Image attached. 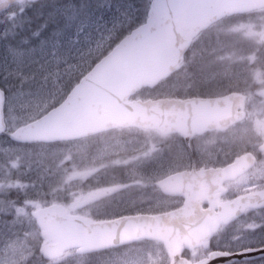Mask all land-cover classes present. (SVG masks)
I'll return each mask as SVG.
<instances>
[{
	"label": "snow or ice",
	"instance_id": "snow-or-ice-1",
	"mask_svg": "<svg viewBox=\"0 0 264 264\" xmlns=\"http://www.w3.org/2000/svg\"><path fill=\"white\" fill-rule=\"evenodd\" d=\"M184 9L198 14L187 26L190 41L220 18L264 13V0H0V264H64L70 251L85 258L105 251L110 264H264V161L245 152L207 167L165 156L174 133L226 127L245 98L192 101L209 119L190 126L179 110L132 98L161 55V34ZM242 27L264 40L253 24ZM84 121L154 132L160 146L149 149L152 167L137 191L150 187L166 198L134 196L125 183L65 198L46 189L44 173L28 178L49 146ZM256 124L264 136V120ZM113 192L122 195L110 210L81 212Z\"/></svg>",
	"mask_w": 264,
	"mask_h": 264
},
{
	"label": "rangeland",
	"instance_id": "rangeland-1",
	"mask_svg": "<svg viewBox=\"0 0 264 264\" xmlns=\"http://www.w3.org/2000/svg\"><path fill=\"white\" fill-rule=\"evenodd\" d=\"M111 2L113 5H126L129 0ZM135 2L139 3L140 0ZM248 24H253L256 32L264 31V13L255 11L232 16L214 24L195 40L197 45L202 41L215 40L212 44L215 51L211 52L214 58L208 60L210 64H205L202 60L199 65L191 59L184 64L181 73L174 76L173 80L164 81L157 88L144 89L136 96L168 95L184 83L192 81L191 78L209 82V87L214 90L222 85L226 90L245 91L249 95L248 106L251 116L232 131L230 139L237 140L244 146L261 144L264 142V136L256 131V122L264 120V112L258 111L264 96L256 94L264 88V81L256 79L255 73L264 75V40L247 35L242 26ZM189 62L193 63L188 65ZM191 65L193 69L190 68ZM209 135L212 136L211 133ZM153 145L160 146L159 137L154 132L139 128L117 129L101 135L96 140L88 138L82 141L56 142L49 146L39 164H33V171L28 178H36L39 173H44L46 189L55 188L57 195L69 198L118 183L110 176H104L109 170L117 169L123 172L121 183L129 185L132 195L164 199L166 197L163 194L153 191L150 187L137 191L139 186L136 181L141 180L142 174L152 167L148 152ZM164 146L165 156L176 157L183 154L190 163V157L184 148L181 145L176 148L173 146V137H169ZM261 157V161H264V153ZM119 195L122 193L113 192L86 202L81 207V212L95 214L110 210L118 203ZM110 261L111 254L105 251L92 253L86 258L75 251H70L64 264H110Z\"/></svg>",
	"mask_w": 264,
	"mask_h": 264
},
{
	"label": "water",
	"instance_id": "water-1",
	"mask_svg": "<svg viewBox=\"0 0 264 264\" xmlns=\"http://www.w3.org/2000/svg\"><path fill=\"white\" fill-rule=\"evenodd\" d=\"M197 15H198L197 12L193 9H184L182 13L177 17V19L173 20L170 26L164 30V32L161 34L160 39L157 42V46L160 50L161 55L153 60L152 64L150 65V70L144 73V75L142 76V79L145 81V83L141 87L143 86L153 87L156 84H158L160 80L168 77L171 73L177 70L180 67V63L184 60L185 53L190 47L193 39L202 30L208 28L211 24L217 21L215 20L212 23L200 27L197 34L189 41L186 39L187 26ZM182 45L183 47H181ZM175 50H179L178 58H176L173 55ZM233 95L243 96L244 98H246L244 94L233 91L228 94L217 97H191L186 99L160 97L156 99L153 98H148V99L138 98V99L142 101L143 104L148 108H151L153 104L158 103L162 111L169 109L179 110L182 113V117L185 123H187L190 126L193 123L194 119L200 120L201 123H204L209 119L208 114L203 112H197L194 110L192 101H197L198 103L201 100L216 101L220 99V102L223 103L222 100L223 97H231ZM244 107H245V102L242 108L237 109V111L241 112L242 115L240 116V118L234 119L233 121L239 120L244 116ZM128 126L141 127L137 124L128 123V122L103 123L96 121H84L79 126L73 128L70 134L63 140L76 139L87 135L95 134L101 131H105L117 127H128ZM210 127H218V126L215 123H208L204 128H210ZM219 127L222 128L225 126H219Z\"/></svg>",
	"mask_w": 264,
	"mask_h": 264
},
{
	"label": "flooded vegetation",
	"instance_id": "flooded-vegetation-1",
	"mask_svg": "<svg viewBox=\"0 0 264 264\" xmlns=\"http://www.w3.org/2000/svg\"><path fill=\"white\" fill-rule=\"evenodd\" d=\"M197 84H200L196 87ZM206 84V85H205ZM203 85H205L203 87ZM209 85V84H208ZM207 83L205 82H193L190 84V92L188 93V86H180L177 91V96H207L209 95L207 89L205 87ZM203 89V91L201 90ZM256 96H261L260 93L256 94ZM249 97V95H248ZM251 116L250 109H247V114L245 118L241 121L235 122L231 124L227 128L223 129H207L202 131L196 137H185L178 133H174L173 137V146L181 145L185 153L190 157V163L195 161L199 166H207V167H221L223 166L224 161L231 162L235 159L236 154L244 155L245 152H252L255 157H253L257 162H260L262 159V154L264 150L259 149V145L257 143L244 146L242 143L237 140L230 139L232 131L240 126L242 123L247 121ZM263 116V115H262ZM212 134L208 136V134ZM207 148V151H202L203 148ZM173 149V147H171ZM174 150V149H173ZM211 152L213 157H210L208 153ZM206 162V163H204ZM258 255V254H253ZM238 259H242L243 257L238 256L235 257Z\"/></svg>",
	"mask_w": 264,
	"mask_h": 264
},
{
	"label": "trees",
	"instance_id": "trees-1",
	"mask_svg": "<svg viewBox=\"0 0 264 264\" xmlns=\"http://www.w3.org/2000/svg\"><path fill=\"white\" fill-rule=\"evenodd\" d=\"M205 32H207V30L206 31H204L203 32V34L205 33ZM214 41L215 40H208V41H206V42H200V45H197V44H193L192 45V47L190 48V51L192 52V51H194L193 52V54H196V55H202V54H208V55H212V53L209 51V50H211V46H213L212 44L214 43ZM191 57H188V59H190ZM187 59V58H186ZM190 68H192V67H190ZM193 69V68H192ZM176 75V74H175Z\"/></svg>",
	"mask_w": 264,
	"mask_h": 264
}]
</instances>
